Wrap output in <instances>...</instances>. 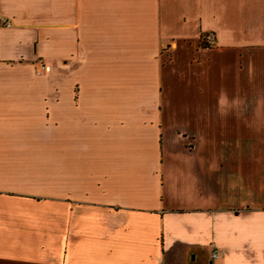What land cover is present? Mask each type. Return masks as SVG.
Here are the masks:
<instances>
[{
  "label": "crops",
  "instance_id": "1",
  "mask_svg": "<svg viewBox=\"0 0 264 264\" xmlns=\"http://www.w3.org/2000/svg\"><path fill=\"white\" fill-rule=\"evenodd\" d=\"M0 20V264H264V0Z\"/></svg>",
  "mask_w": 264,
  "mask_h": 264
},
{
  "label": "built area",
  "instance_id": "2",
  "mask_svg": "<svg viewBox=\"0 0 264 264\" xmlns=\"http://www.w3.org/2000/svg\"><path fill=\"white\" fill-rule=\"evenodd\" d=\"M0 23L2 25H8L9 22L7 20H0ZM205 41L207 45H212L213 44V37L211 36V34H205ZM44 69V64H42L41 62L38 63L36 71L40 72L41 70ZM211 256L215 257L216 256V252L213 250L211 252Z\"/></svg>",
  "mask_w": 264,
  "mask_h": 264
}]
</instances>
